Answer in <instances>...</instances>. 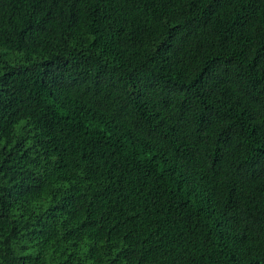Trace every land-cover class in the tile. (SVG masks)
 <instances>
[{"label":"trees","instance_id":"16d2710c","mask_svg":"<svg viewBox=\"0 0 264 264\" xmlns=\"http://www.w3.org/2000/svg\"><path fill=\"white\" fill-rule=\"evenodd\" d=\"M0 264H264V0H0Z\"/></svg>","mask_w":264,"mask_h":264}]
</instances>
